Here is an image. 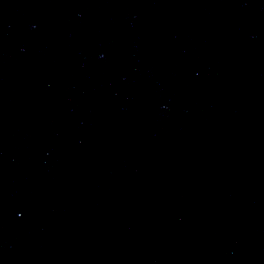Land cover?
I'll list each match as a JSON object with an SVG mask.
<instances>
[{"label":"water","instance_id":"95a60500","mask_svg":"<svg viewBox=\"0 0 264 264\" xmlns=\"http://www.w3.org/2000/svg\"><path fill=\"white\" fill-rule=\"evenodd\" d=\"M0 264H264V0H0Z\"/></svg>","mask_w":264,"mask_h":264},{"label":"clouds","instance_id":"9594fccd","mask_svg":"<svg viewBox=\"0 0 264 264\" xmlns=\"http://www.w3.org/2000/svg\"><path fill=\"white\" fill-rule=\"evenodd\" d=\"M32 27H35V25H32ZM17 215H19V213H17Z\"/></svg>","mask_w":264,"mask_h":264}]
</instances>
